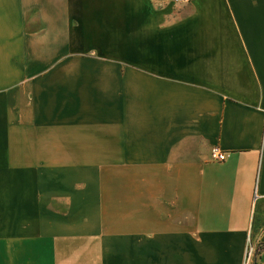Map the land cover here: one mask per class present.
Wrapping results in <instances>:
<instances>
[{
    "label": "crops",
    "instance_id": "1",
    "mask_svg": "<svg viewBox=\"0 0 264 264\" xmlns=\"http://www.w3.org/2000/svg\"><path fill=\"white\" fill-rule=\"evenodd\" d=\"M247 236L264 0H0V264H243Z\"/></svg>",
    "mask_w": 264,
    "mask_h": 264
},
{
    "label": "built area",
    "instance_id": "2",
    "mask_svg": "<svg viewBox=\"0 0 264 264\" xmlns=\"http://www.w3.org/2000/svg\"><path fill=\"white\" fill-rule=\"evenodd\" d=\"M174 2L188 1V0H172ZM210 156L215 160H221L224 157V152L217 149L216 147H212L210 150ZM253 247L248 243L247 236V244L245 245L244 256H243V264H247L251 255L253 254Z\"/></svg>",
    "mask_w": 264,
    "mask_h": 264
},
{
    "label": "trees",
    "instance_id": "3",
    "mask_svg": "<svg viewBox=\"0 0 264 264\" xmlns=\"http://www.w3.org/2000/svg\"><path fill=\"white\" fill-rule=\"evenodd\" d=\"M261 249H264V243H259L255 246L253 251V257H255L256 253H258Z\"/></svg>",
    "mask_w": 264,
    "mask_h": 264
}]
</instances>
